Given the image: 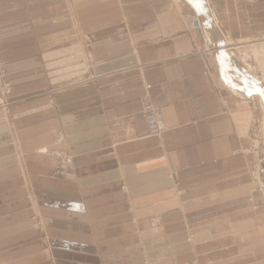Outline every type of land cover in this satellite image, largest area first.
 Instances as JSON below:
<instances>
[{
  "label": "crops",
  "instance_id": "obj_1",
  "mask_svg": "<svg viewBox=\"0 0 264 264\" xmlns=\"http://www.w3.org/2000/svg\"><path fill=\"white\" fill-rule=\"evenodd\" d=\"M261 34L262 1L0 0V264H264L261 81L226 50Z\"/></svg>",
  "mask_w": 264,
  "mask_h": 264
},
{
  "label": "rangeland",
  "instance_id": "obj_2",
  "mask_svg": "<svg viewBox=\"0 0 264 264\" xmlns=\"http://www.w3.org/2000/svg\"><path fill=\"white\" fill-rule=\"evenodd\" d=\"M251 40H259L261 42L264 41V34L256 36L254 39L249 40H238L232 44H238L240 42H247ZM229 41V40H228ZM234 53H238L239 55H245L246 60L249 64V71H251L252 76L255 79L260 80L263 83L262 78H264V54L263 52L259 54L258 57H255L254 53L250 51V49H240L235 51ZM256 94V93H255ZM258 94V93H257ZM259 95V94H258ZM259 96H256V101L258 100L259 105L253 110V115H251V125H250V135H251V154L254 155V164H252L251 169L254 171L256 180L251 177V192L253 195H259L261 211H264V111L262 109V105L264 103L262 100H259ZM4 101L2 97V92L0 88V103ZM56 158V157H55ZM57 173L59 174V169H57ZM60 175V174H59ZM65 176V175H64ZM261 213V212H260ZM258 216L259 213H257ZM264 220V219H263ZM264 223V222H263ZM39 228V227H38Z\"/></svg>",
  "mask_w": 264,
  "mask_h": 264
},
{
  "label": "built area",
  "instance_id": "obj_3",
  "mask_svg": "<svg viewBox=\"0 0 264 264\" xmlns=\"http://www.w3.org/2000/svg\"><path fill=\"white\" fill-rule=\"evenodd\" d=\"M246 1H248L251 4L258 3L261 1L264 2V0H246ZM208 54L212 55L211 52H208ZM204 73L205 75L211 77L212 68L208 62H205L204 64ZM0 88L2 92V97L4 99V101L0 103V110L5 111L8 109V107L11 104V102L8 100V97L11 94L12 87L7 78V69L5 68L4 64L1 61H0ZM151 88L152 87L150 85H146L145 87L146 89L145 94L142 97V114L148 126V136L155 137L161 140L164 134L168 131V129L164 122L165 117L163 112L160 109H158L152 102L150 95ZM52 156L56 157V159L58 160L59 174L70 175L74 164L73 158L68 156L67 153L63 151H59L57 149L52 150ZM256 174L252 169L250 170V176L255 180L257 179L255 178ZM261 208L262 207L260 205H255L254 211H260Z\"/></svg>",
  "mask_w": 264,
  "mask_h": 264
},
{
  "label": "bare ground",
  "instance_id": "obj_4",
  "mask_svg": "<svg viewBox=\"0 0 264 264\" xmlns=\"http://www.w3.org/2000/svg\"><path fill=\"white\" fill-rule=\"evenodd\" d=\"M197 1H199V0H197ZM202 1H204L206 3V0H202ZM207 10L205 9L206 12H208ZM201 15L205 17V14H204V10L203 9H202ZM212 16L214 18V15L213 14H212ZM224 38L227 39V36L224 35ZM226 44H227L228 47H230V48H226V50H229V51H231V50L237 51V50H240V49H250V51L254 53L255 57H258L259 54L262 53V52L264 54V41L261 42L259 40H251V41H247V42H240L238 44H232L230 42V40H229V41H227ZM262 80H263L262 81L263 83H260V84L257 83V81H256V83H254L251 80L250 83H249V85L251 84L252 91L254 93H256V95L260 97L259 100L261 99L262 102L264 103V78H262ZM262 109L264 111V105H262Z\"/></svg>",
  "mask_w": 264,
  "mask_h": 264
},
{
  "label": "water",
  "instance_id": "obj_5",
  "mask_svg": "<svg viewBox=\"0 0 264 264\" xmlns=\"http://www.w3.org/2000/svg\"><path fill=\"white\" fill-rule=\"evenodd\" d=\"M197 26H198V24H197Z\"/></svg>",
  "mask_w": 264,
  "mask_h": 264
}]
</instances>
